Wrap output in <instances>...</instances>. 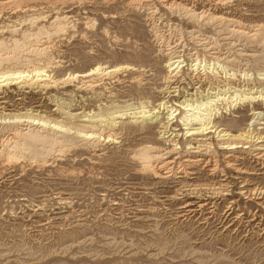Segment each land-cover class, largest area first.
Listing matches in <instances>:
<instances>
[{
	"label": "rangeland",
	"instance_id": "rangeland-1",
	"mask_svg": "<svg viewBox=\"0 0 264 264\" xmlns=\"http://www.w3.org/2000/svg\"><path fill=\"white\" fill-rule=\"evenodd\" d=\"M46 1L31 0L17 9L4 7L0 38L11 37L5 30L11 21H16L19 34L29 27L25 17L44 15L37 24H47L58 13L66 16L65 33L49 42L41 40L42 46H48L53 78L82 73L98 63H130L140 66L142 81L132 80L135 72L112 74L102 80L111 91L101 97L97 95L103 90L99 85L95 94L82 89L70 92L71 83L44 90L3 87L0 111L33 108L58 117L56 102L71 111H96L100 101L109 104L114 98L118 103L148 99L154 104L159 100L156 90L161 86L164 61L153 40L151 21L144 11L132 7V0ZM153 1L170 23L181 21L182 29L192 28L160 0ZM194 4L198 12L210 9L248 29L264 25V0H194ZM202 33L213 36V27L204 26ZM186 64L183 69L188 74ZM253 106L264 117V105L254 102ZM230 109H220L214 121L237 132L251 120L250 105ZM255 121L253 133L264 135V124H259L264 119ZM173 125L176 132H182L178 122ZM156 129L126 122L119 125L118 143H106L98 151L70 148L64 154H53L40 167L0 161V264H264V207L232 194L224 200L212 198L214 206L211 202L200 209L193 206L189 212L183 205L193 199L175 195L179 183L213 185L218 177L212 178L207 168L200 167L193 180L155 178L141 169L132 154L145 143L163 146ZM179 141L182 145L181 136ZM216 152L220 162L222 150ZM242 165L251 166L248 160ZM223 170L227 176L233 174L228 167ZM253 178L264 185V175ZM230 200L234 204L227 217Z\"/></svg>",
	"mask_w": 264,
	"mask_h": 264
},
{
	"label": "bare ground",
	"instance_id": "bare-ground-1",
	"mask_svg": "<svg viewBox=\"0 0 264 264\" xmlns=\"http://www.w3.org/2000/svg\"><path fill=\"white\" fill-rule=\"evenodd\" d=\"M29 1L0 0V12L6 6L23 8ZM158 2L179 21L184 19L192 24V28L182 29L181 21L170 23L153 0L131 1L132 7L144 11L151 21L153 40L164 61L161 86L156 90L160 94L159 100L154 104L148 99L118 103L113 101L114 98L109 104L100 101L96 111H71L56 102L54 110L59 113L58 117L33 108L0 111V161L40 167L48 164L53 154H64L70 148L98 151L106 143H118L120 124L128 122L141 127L149 124L156 126L163 146L145 143L132 151V157L142 170L155 178L193 180L200 167L207 168L212 178H219L213 185L179 183L175 195L193 199L183 208L192 212L193 206L200 209L212 198L224 200L232 194L264 207V185L259 186L253 180V177L264 175V135L253 133L252 127L255 120L264 119L261 111L253 106L254 102L264 105V25L248 29L240 21L215 15L209 12L210 9L198 12L194 0L190 4L178 0ZM42 17H25L30 22L29 27L19 34H16L15 20L6 25L5 30L11 37L0 38V90L13 85L20 89L44 90L71 83L73 90L70 92L82 89L92 94L97 92L95 87L99 85L103 89L97 94L100 96L111 91L102 80L118 72H135L132 80L141 83L140 66L130 63L113 66L98 63L85 72L53 78L48 46H42L41 40L49 42L53 36L65 33L66 16L57 13L47 24H37ZM93 23L90 21L89 26ZM204 26L213 27L214 35H204ZM255 46L262 49L253 50ZM185 64L190 68V74L184 72ZM186 77L188 82L185 83ZM247 104L250 105L251 120L237 132L214 121L222 112L220 109L225 112ZM174 122L182 127L181 133L176 132ZM217 150H222L220 162L216 158ZM244 160L249 161L251 168L242 165ZM224 167L233 170V174L227 176ZM234 181L237 186L231 193L236 185ZM211 203L214 206L215 201ZM233 204L230 200L227 217L232 213Z\"/></svg>",
	"mask_w": 264,
	"mask_h": 264
}]
</instances>
